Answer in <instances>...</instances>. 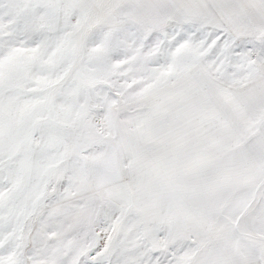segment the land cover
<instances>
[{
  "label": "snow or ice",
  "instance_id": "snow-or-ice-1",
  "mask_svg": "<svg viewBox=\"0 0 264 264\" xmlns=\"http://www.w3.org/2000/svg\"><path fill=\"white\" fill-rule=\"evenodd\" d=\"M0 264H264V0H0Z\"/></svg>",
  "mask_w": 264,
  "mask_h": 264
}]
</instances>
